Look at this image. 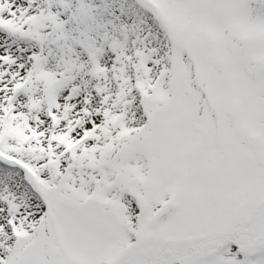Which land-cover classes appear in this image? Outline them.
<instances>
[{"label":"snow or ice","instance_id":"6c2138e0","mask_svg":"<svg viewBox=\"0 0 264 264\" xmlns=\"http://www.w3.org/2000/svg\"><path fill=\"white\" fill-rule=\"evenodd\" d=\"M0 264H264V0H0Z\"/></svg>","mask_w":264,"mask_h":264}]
</instances>
